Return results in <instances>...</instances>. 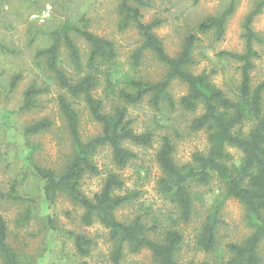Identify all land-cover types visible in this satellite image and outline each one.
Returning a JSON list of instances; mask_svg holds the SVG:
<instances>
[{"label":"trees","instance_id":"trees-1","mask_svg":"<svg viewBox=\"0 0 264 264\" xmlns=\"http://www.w3.org/2000/svg\"><path fill=\"white\" fill-rule=\"evenodd\" d=\"M132 2L143 5L141 0H121L118 6V29L125 31L134 26L140 44L132 51L127 64L128 72H124L121 78L118 77L120 68H117L119 64L115 45L88 31L85 23L71 26L69 21H65L60 28L48 33L49 44L35 54L37 64L51 73L64 91L57 96V105L70 140L69 155L60 170L33 165L35 176L42 182L44 201L52 207L59 196H65L82 209L80 222L83 226L95 223L103 226L111 244L108 260L112 264H122L127 254L142 250H147L157 264H181L177 260L184 242L181 227L189 224L196 213L193 188L209 186L213 180H217L223 191L222 198L217 200L200 222L194 237L195 249L205 254L217 249L222 201L234 199L243 205L245 221L251 233L239 243L226 244L228 264H264L259 253V245L264 239V80L253 84L251 79L254 62L260 57L254 46L261 42L252 23L264 1L257 4L244 19L243 52H221L218 55L219 58L227 57L238 63L239 83L228 91L214 83L212 72L195 74L191 68L198 64L194 51L200 41L199 35L213 34L217 41L221 40L227 20L234 12L235 0H231L220 15L201 21L185 37L181 50L175 56L167 53L162 40L155 33L162 21L154 19L144 22L140 8L132 5ZM71 33L87 43L89 52L85 61ZM33 41L34 36L30 43ZM62 49L66 51L67 64L73 69L71 75L65 72ZM146 54H150L165 69L160 80H146L137 72ZM130 71L134 72L133 75ZM20 78V75L12 78L10 89L16 87ZM173 81H179L187 87L186 94L178 102L170 93ZM100 86L103 87L102 98L95 95ZM45 92L35 83L30 85L23 93L20 110L35 109L38 97ZM145 99L156 112L162 109L170 112L179 109L191 114L199 112L188 127L191 132L206 133L208 149L194 152L188 162L180 165L174 158L175 144L172 139L166 135L160 137L155 153L160 170L156 186L159 195L169 204L170 212L164 219L150 216L145 210L146 213L120 220L116 212L134 205L140 194L128 190L118 173L107 172L101 189L92 197L81 191L80 184L87 176L97 177L101 174L95 162L101 150H109L111 165L123 169L137 158L133 147H153L155 132L151 128L136 131L134 121L128 118V107L139 105ZM107 100L111 104L117 103L108 111L105 110ZM75 101L84 105L92 123L99 126V132L95 135L83 136L81 115L75 108ZM52 126L51 120L44 118L26 127L24 132L28 135L37 134ZM229 149L239 151V159H235ZM16 184L11 186L8 193L0 192V198L22 200L18 196ZM139 206L143 207L142 202ZM29 215L28 210L17 224L24 225ZM52 230L56 228L53 226ZM64 235L72 241L78 258L83 260L90 257L95 245L92 239L71 231L64 232ZM0 259V264L22 263L20 254L8 243V227L1 215ZM80 264L88 263L84 261Z\"/></svg>","mask_w":264,"mask_h":264},{"label":"rangeland","instance_id":"rangeland-1","mask_svg":"<svg viewBox=\"0 0 264 264\" xmlns=\"http://www.w3.org/2000/svg\"><path fill=\"white\" fill-rule=\"evenodd\" d=\"M143 5L132 2L140 8L144 22L154 19L162 21L155 33L162 40L167 53L175 56L182 47L185 37L196 26L211 16H218L230 5L231 0H141ZM264 0H235V8L225 25V33L217 41L213 34H200V41L195 48L194 57L198 64L191 71L212 72L214 83L225 91L237 86L238 63L227 57L219 58L221 52L241 54L244 50L243 22L246 16ZM121 0H0V192L6 194L16 184L19 201L0 198V215L8 227V243L20 254L21 264H112L109 262L111 244L103 226L95 223L83 226L80 222L82 209L67 199L59 196L55 205L49 207L42 194V182L35 176L33 165L60 170L69 155L70 140L64 120L57 105V96L64 91L59 88L53 75L41 68L35 54L49 44V32L60 28L65 21L71 26L86 24L88 31L113 42L117 50L118 77L128 72L127 64L132 51L139 46L140 37L134 26L119 31L120 15L118 6ZM34 3V4H33ZM84 20V21H82ZM252 28L261 39L254 48L259 53L255 68L251 72L253 84L264 80V5L254 18ZM34 36V41L30 39ZM78 45L82 59H87V43L71 33ZM65 72L72 74L73 69L66 61V51L61 50ZM137 72L146 80H160L165 69L150 54H146ZM133 75L134 72L130 71ZM21 78L14 89L10 83L14 76ZM120 77V78H121ZM119 78V79H120ZM33 83L47 92L38 97L37 107L30 111H21L23 93ZM187 92L186 85L173 81L170 93L174 100ZM95 95L103 97L100 86ZM75 108L81 115V132L84 137L95 135L99 126L90 120L84 105L75 101ZM106 101L105 110L111 106ZM264 110V99H263ZM176 109L170 112L162 109L156 112L148 99L136 106L128 107V118L133 120L136 131L151 128L155 132V142L150 149L133 147L137 158L123 169L111 165L109 150L103 149L95 157L101 174L82 179L81 191L92 197L102 186L107 172L118 173L128 190L137 191L139 199L134 205L116 212L120 220H127L137 214L146 213L164 219L170 212L169 204L159 195L156 183L160 170L155 161L160 137L169 136L175 144V161L182 165L190 160L194 152L208 149L205 132H191L188 125L198 115ZM48 118L53 126L37 134H25L29 125ZM235 159L240 153L229 149ZM196 213L191 222L182 225L184 242L177 254L181 264L188 262H209L210 264H228L229 255L225 246L232 242H241L250 235L244 207L234 199L222 201L218 231L217 249L205 254L194 245V237L208 210L220 200L223 191L217 180L209 186L193 188ZM142 202L143 207L139 206ZM143 208V209H142ZM30 211L28 221L19 226L17 221ZM147 213V214H148ZM53 226L56 230H52ZM71 231L92 239L95 243L90 257L80 259L75 255L72 241L64 235ZM259 253L264 260V239L259 245ZM1 261V259H0ZM122 264H157L147 250L136 254H127Z\"/></svg>","mask_w":264,"mask_h":264}]
</instances>
